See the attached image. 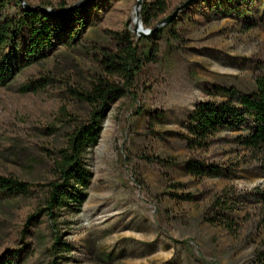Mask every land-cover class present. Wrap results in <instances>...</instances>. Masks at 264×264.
<instances>
[{"label":"rangeland","instance_id":"374dc122","mask_svg":"<svg viewBox=\"0 0 264 264\" xmlns=\"http://www.w3.org/2000/svg\"><path fill=\"white\" fill-rule=\"evenodd\" d=\"M16 1L0 0L1 21L17 19ZM23 1L86 13L72 22L73 42L42 58L26 62V27L0 53L13 70L0 85V177L30 184L27 194L0 191V264H264V148L241 142L253 120L204 146L189 132L201 103L252 95L264 77V0H195L150 36L134 33L137 0ZM142 1L153 30L187 0ZM130 34L139 62L110 74L105 59ZM99 78L116 96L85 101ZM93 116L101 127L83 155L84 197L50 216L56 161Z\"/></svg>","mask_w":264,"mask_h":264},{"label":"trees","instance_id":"16d2710c","mask_svg":"<svg viewBox=\"0 0 264 264\" xmlns=\"http://www.w3.org/2000/svg\"><path fill=\"white\" fill-rule=\"evenodd\" d=\"M16 1V0H15ZM20 7L17 19L0 20V53L5 48H10L16 42L23 27L27 28L29 43L27 45V59L42 58L46 49L54 43L69 45L73 42L77 32L72 27V22L86 13L85 8H72L62 10L58 13H48L39 9H25L19 1ZM194 3V2H193ZM160 8L163 1L156 2ZM55 9L66 8L64 3L59 7L51 3L43 5ZM144 11L148 9L145 6ZM144 27L149 28L150 22L147 18L141 17ZM77 22V21H76ZM78 27L82 28L86 22L78 20ZM157 31H163L160 27ZM62 34L63 39L57 38ZM133 35L121 37L118 50L105 59L104 67L110 74H124L128 76L130 71L137 64L136 45L133 42ZM65 38V39H64ZM146 38V37H144ZM146 39H149L147 37ZM66 42V43H65ZM30 57V58H29ZM12 67L8 62L0 63V85L6 83L12 74ZM118 89L99 78L93 83L90 90L84 92L85 101L94 103L101 100L102 103L115 95ZM231 98L222 102H203L196 107L190 115L189 132L190 141L195 145L204 146L208 137L226 126H235L243 123L247 119H252L253 129L241 138L243 146L252 150L264 148V77L256 80V91L252 95L235 94L230 92ZM116 96V95H115ZM88 125L80 126L72 132L68 139V145L61 151L60 159L56 161L57 172L60 183H51L49 188V199L47 201V212L54 216V210L62 206H68L67 202L79 203L84 197L79 187L85 186L87 182L88 170L84 165V153L88 146L95 142L100 132L101 121L93 116ZM190 170L193 174H203L204 171L199 165H191ZM208 174L218 175L216 169H210ZM0 191L7 194H27L30 192V184L20 181L14 177H0ZM59 241V239H57ZM7 264H10L9 262Z\"/></svg>","mask_w":264,"mask_h":264},{"label":"water","instance_id":"95a60500","mask_svg":"<svg viewBox=\"0 0 264 264\" xmlns=\"http://www.w3.org/2000/svg\"><path fill=\"white\" fill-rule=\"evenodd\" d=\"M20 1V3L22 4V6L25 9H34L32 8L30 5H28L27 3H25L23 0H18ZM87 1V0H85ZM195 0H187L186 2L183 3L182 6L178 7L172 14L166 16L165 18H163L161 21H159L156 25V27L153 30L147 29L143 26V23L140 19V8H141V4H142V0H137L136 3V7H135V27H134V33L140 35V36H150L153 35L155 32H157V30L162 27L165 26L169 23H171L172 21H174L177 18V15L179 13L180 10L186 8L187 6H189L190 4H192ZM37 9H39L40 11H45L48 13H58L62 10H66V8L63 9H55V8H51V7H44V6H37Z\"/></svg>","mask_w":264,"mask_h":264}]
</instances>
